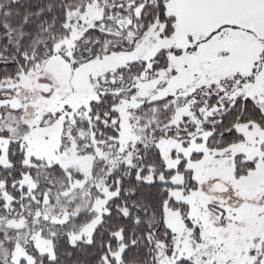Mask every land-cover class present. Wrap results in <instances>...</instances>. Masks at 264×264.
I'll use <instances>...</instances> for the list:
<instances>
[{"label": "snow or ice", "instance_id": "1", "mask_svg": "<svg viewBox=\"0 0 264 264\" xmlns=\"http://www.w3.org/2000/svg\"><path fill=\"white\" fill-rule=\"evenodd\" d=\"M0 264H264V0H0Z\"/></svg>", "mask_w": 264, "mask_h": 264}]
</instances>
